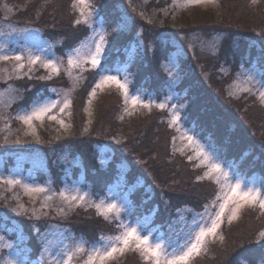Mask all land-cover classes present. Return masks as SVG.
<instances>
[{
  "label": "rangeland",
  "instance_id": "obj_1",
  "mask_svg": "<svg viewBox=\"0 0 264 264\" xmlns=\"http://www.w3.org/2000/svg\"><path fill=\"white\" fill-rule=\"evenodd\" d=\"M30 1L34 0H0V56H22L24 64L21 69L18 67L20 62L15 59L0 60V264H66L68 256L73 253L76 255L73 256L71 264H84L94 249L102 250L106 245L115 243L113 238L121 235L124 226L137 228L141 235L149 237L150 242L162 244L167 253L179 252L190 246L200 227L214 218L219 211V205L223 203L217 196L227 192L230 184L239 181L242 190L258 189L261 198H264V185L258 177L260 172L257 169L250 174L239 171L238 167L241 168L246 159L242 164L238 162L239 166L232 162L227 163L225 158L220 156L219 150L199 136L195 127L186 124L187 119L183 115L186 104L179 87L186 70L182 61L190 59L193 55L195 71L196 52L200 57H212L215 71L220 72L219 76L224 79V88L229 95L257 102L264 114V102L259 95L264 92L263 69L259 65V56L251 60L249 50L244 57L247 60H243L232 52L222 53V48L226 46L237 49V46L242 44L244 47L249 42L247 35L232 37L225 28H208L209 25H205L210 21H217L216 26L226 22L221 0L199 5H188L187 0H127L126 3H121V16L112 26V30H131L137 15L140 21L159 26L156 29L151 27L150 32L153 35L149 36L147 33L145 38L144 29L141 28L143 26L139 27L137 40L132 41L124 50L127 59L117 64L114 71L105 72L102 70V63L110 49L111 31L99 10L102 5H106L107 0L98 6L95 0H86L88 7L84 15H81L77 0L70 1V6L72 5L78 13L77 20L80 22L76 23L83 24L86 33L78 43L61 51L62 38H53L51 33H46L43 26L26 19L22 10L26 9ZM156 1H165V5L156 9L150 8V3ZM251 1L257 7L264 4V0ZM185 17L189 18V22ZM101 37L104 40L103 53L99 65L93 67L90 56L94 53L96 45L101 43ZM256 37L258 40L253 38L249 49H252L254 44L264 49V35ZM158 43H170L174 46L168 56L162 55L161 60L160 57L157 59L160 73L167 76L165 85L161 84L163 89L160 92L152 88L146 89L143 83L133 87L131 62L142 49L148 46L155 50ZM145 52L144 50L146 55L150 54ZM29 57H40V60L29 64ZM70 58L76 61L75 65L69 64ZM146 59L151 62L154 57L149 56ZM48 61L57 65L58 73L44 66ZM89 71L92 75L98 73L90 86L88 85L91 77L86 74ZM208 74L209 81L215 82L221 89L222 82H217L210 71ZM104 76H114L126 85L129 97L127 102L124 89L117 84L96 86ZM82 87L85 88V99L80 107L82 120L79 119L77 124L76 102ZM93 92L95 95H92ZM111 92L120 93L125 107L121 114L122 121L127 122L132 116L138 117L151 111L162 116L159 123L166 125L164 121L168 122L170 131L167 145L187 158L194 166L191 167L198 169L196 176L199 181L208 179V167L207 164L201 163L203 157L196 155L194 145H190L187 140L188 136L194 137L204 152L212 157L210 162L221 165L223 171L228 174L227 181L221 177L220 183L217 184V174L214 173L211 179V185L214 187L205 194L201 202L195 201V198L173 199V196L170 197L166 192L162 194L156 188L162 187L159 182L149 184L150 181L144 177L130 186L127 174L133 164L126 158L119 160L113 147L115 144L110 142L118 143L120 138L104 140L98 131L92 130L95 114L98 109H102L99 106L107 101ZM132 97H138L139 102L133 105ZM46 104H55V107L42 119H33L31 125L20 119ZM161 104L164 105L163 108L158 107ZM53 116L55 119L51 118ZM237 124L240 128L242 123L237 120ZM247 134V139L249 137L258 146H248L245 151L247 157L254 155L260 159L262 155L264 158V141L258 140L252 132ZM256 161L252 160V164ZM112 163H117L121 176L109 182L106 189L95 190L92 184L86 182L88 169L98 170L100 167L101 170H106ZM57 170L59 173L55 175ZM9 179L19 183H6ZM143 185L148 187L150 196L155 197L157 203H154L152 209L145 206L135 215L132 194ZM34 188H43L44 191L30 190ZM72 197L76 199L73 200ZM108 204H116L120 209L119 214L113 212L106 217L96 207ZM231 207L232 205H229V208ZM80 209L91 211L100 221H105V228L96 231L91 237L80 228V231L74 228L72 217L69 218V215L81 211ZM250 209L264 215L258 205L245 204L237 218L229 223V213L226 211L224 222L216 236L206 239L199 254L194 255L189 264H205L210 258L217 259L218 254L213 244H225L224 228L232 227L231 229L235 230L241 227L242 217ZM61 219L67 222H61ZM31 228L35 230L32 240L29 236ZM261 232H264V226L257 235L260 242L264 238L260 236ZM78 248L83 251L77 252ZM130 253L138 254L143 259V264H152L150 260L143 258L134 245L123 253H117L105 264L125 260ZM239 263L264 264L262 260H243Z\"/></svg>",
  "mask_w": 264,
  "mask_h": 264
},
{
  "label": "trees",
  "instance_id": "obj_2",
  "mask_svg": "<svg viewBox=\"0 0 264 264\" xmlns=\"http://www.w3.org/2000/svg\"><path fill=\"white\" fill-rule=\"evenodd\" d=\"M70 1L34 0L29 2L25 10H22L26 15V19L43 26L46 33H51L53 38H62L63 41L61 42L60 51L78 43L86 33L84 25L76 23L78 21V13H76L72 5L70 6ZM103 1L95 0V3L97 2L96 6L102 4ZM107 1L105 3L106 5H102L99 10L100 14L104 17V22H106L109 31H111L110 49L107 53L108 56L102 63V70L104 72L114 71L117 64L127 59L124 50L132 41L137 40L136 33L139 27L143 26L141 28L144 29L145 34L143 38H145L147 33L149 36L153 35L150 32L151 27H155L156 29L159 26L149 24L147 21L146 23L140 21L141 19L138 15L133 12L137 16L133 24L134 27L131 30H112V26L121 16L119 6L121 3H126L127 0ZM221 2L222 6H224L222 10L223 16L227 18L226 22L221 26L215 25L217 21H210L205 25H209L208 28H225L224 30L229 31L232 37L243 34L247 35L249 42L244 47H242V44L237 46V49L232 46H226L222 48V53L232 52L236 57L238 56L244 60L246 59L244 57L247 51L250 50L251 60L255 59L253 57L259 56V65L263 69L264 78V49H261L257 44H254L252 49H249V43L253 38L258 40L256 36L261 37L264 35V4L257 7L251 0H221ZM164 5L165 1L151 2L150 8L156 9ZM185 20L189 22V18L185 17ZM232 20L233 23L231 24ZM156 31L158 32V30ZM173 49L174 46L170 43L167 45L158 43L155 50H151L147 46L142 49V52H138L137 57L131 62L132 75H134L133 87L138 86L139 83H143L146 89L152 88L160 92L163 89L162 87H164L161 84H164L167 76L160 73L157 59L160 57L161 60L162 55L165 57L166 55L168 56ZM144 50L146 51L145 53L148 52L151 55L144 54ZM149 56L154 57L151 62L146 59ZM195 58H197L195 71L192 61L193 55L190 59L186 58L182 61L186 75L181 80L179 90L180 94L184 95V103L186 104L183 111V115L187 119L186 124L193 128L195 127L199 136L219 150L220 156L225 158L227 163L232 162L239 166L246 159V162L241 168L238 167L239 171L244 174H250L257 169L260 172L258 173L259 181H262L261 183L264 185L263 156L261 155L260 159L254 157V155L247 157L245 152L248 146L258 148L255 142H252L249 137L247 139V133L252 132V134L258 137V140L264 141V114L260 110V106L257 102H253L248 98H234L225 91V81L219 76L220 72L215 71L216 66L211 62L212 57H206V55L200 57L196 52ZM239 62L241 61H237V63ZM209 71L217 79V82H222L221 89L215 82L209 81ZM86 74L91 77L89 85L87 83L90 86L94 83V79L98 73L95 72L92 75L89 71ZM84 89L82 87V90L78 92L77 96V124L82 120L80 117V112L82 111L80 107L84 104L82 102L85 99ZM107 97V101L101 103L99 106L102 109H98L95 114L92 130L98 131L104 140L120 138L118 143H115L116 141H109L115 144L113 147L117 152V158L119 160L126 158L127 161L133 164V168L131 170L129 169L127 174L131 182L130 186L136 184L135 181L144 177L150 181L149 184L159 182L162 187L156 186V188L162 194L166 192L170 197L173 196V199L175 197L178 199L180 197H183V199L195 198V201L202 200L207 192L212 191L211 188L214 185L211 184L213 181L211 179L199 181L196 176L198 169L193 168L194 166L187 161V158L183 157L174 149L172 150L170 145H167L170 130L167 127V121H164L166 125L159 123L161 122L162 116L150 111V113L141 114L138 117L132 116V119L124 122L122 121L121 114L125 107L121 101L120 93L111 92ZM237 120L242 123L241 125L239 124L240 128L238 127ZM242 126L244 128L243 130ZM252 160L253 162L258 161L252 164ZM260 162L262 163L259 165ZM56 173H59L58 170L54 172L55 175ZM86 173H88L86 175V182L92 184L95 190L102 191L109 186V182L121 176L117 163H112L106 170H101L99 167L98 170L88 169ZM218 191L219 189L216 192ZM150 195L148 187L145 185L137 188L133 192L132 201L135 207V215L141 212L145 206H150L152 209L154 203H157L156 198ZM80 210L69 215V218L72 217L71 223H73L74 228L78 230L80 228L82 232L85 231L90 237L95 235L96 231L99 232V230L105 228V221H100L91 211ZM61 222L67 221L61 219ZM240 226L235 230H232V227L230 229L227 227L224 228L226 235L224 242L226 243L213 244V248L217 252L218 257L213 260L211 258L208 259L205 264H236L237 262V264H240L239 262H243V260L258 261L264 259V238L260 242L257 237L259 235L258 232L264 226V215L250 209L244 213ZM34 231H29L31 240L33 239ZM143 263V259L138 254L134 255L130 253L125 257V260L115 261L113 264Z\"/></svg>",
  "mask_w": 264,
  "mask_h": 264
},
{
  "label": "snow or ice",
  "instance_id": "obj_3",
  "mask_svg": "<svg viewBox=\"0 0 264 264\" xmlns=\"http://www.w3.org/2000/svg\"><path fill=\"white\" fill-rule=\"evenodd\" d=\"M215 0H187L188 5H199L205 3H214ZM77 3L80 6L81 15H84L85 9L88 7L86 0H77ZM76 6L75 4L73 5ZM80 21H77L79 23ZM103 37H101V43L96 45L94 53L90 56V62L93 67H96L100 63V58L103 53ZM15 59L18 63L19 68H23V57L22 56H0V60H10ZM40 60V57H29V64H35ZM76 61L74 59H69V64L75 65ZM45 67L50 68L53 72L58 73L59 68L57 65L48 61L44 64ZM114 83L117 84L121 89L125 91V101L127 102L129 97L127 96V87L124 83H121L114 76H104L101 78L100 83L97 84V87H102L105 84ZM245 91H250V89H245ZM95 95V92L92 93ZM260 99L264 102V92L259 93ZM131 102L133 105L139 102L138 97H132ZM55 104H46L42 107L36 108L29 115L20 117L26 124L31 125L33 119H42L43 116L49 112ZM65 107H67V102L65 103ZM145 107H149L145 105ZM158 107L163 108L164 105H158ZM55 119V117H51ZM178 119V117L176 118ZM61 123H63L61 121ZM175 123V120L173 121ZM187 140L190 145H194L196 150V155L198 157H203L201 161L202 164H207L208 172L206 176L208 179H213V174H217L215 177V181L217 184L220 183V178L224 177L225 181H227L228 174L223 171L221 165L212 161V157L204 152L202 146L199 145L197 141H195L194 137L188 136ZM9 184H17L19 181L9 179L6 181ZM31 191L43 192V188H34L30 189ZM71 199L75 200L76 197H72ZM82 200L83 197H80ZM218 200H223V203L219 205V211L215 214L214 218L209 222H206L204 226L200 227L199 232L196 234L194 238V242L188 246L186 249H182L179 252L167 253L164 249V246L160 243L150 242L149 237L147 235H141L137 228L124 226V231L121 235L114 237L115 243L111 245H106L102 250L94 249L91 254L87 256V259L84 261V264H105L107 260H110L115 257L117 253H123L130 246H133L138 249L145 260H150L152 264H189V261L194 255L199 254L201 247L205 243L206 239L209 237H215L218 230L221 227V224L224 222L225 212L229 213L228 221L231 223L232 220L236 219L240 209L248 204L250 206H257L264 211V198H261L260 190H254L252 188H248L247 190H242V185L239 181L234 184H230L228 186V191L225 192L222 196H217ZM229 205H232L229 208ZM97 209L100 210L101 214L107 215L109 213L115 212L117 215L119 214L120 209L116 204H108L106 206L96 205ZM261 237H264V232L260 233ZM83 249H77V252H81ZM76 253L68 256L66 264H71V260Z\"/></svg>",
  "mask_w": 264,
  "mask_h": 264
}]
</instances>
